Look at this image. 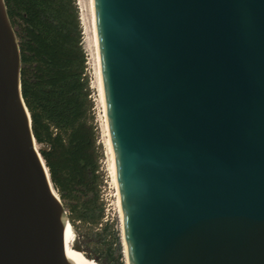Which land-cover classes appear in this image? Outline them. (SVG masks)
I'll return each mask as SVG.
<instances>
[{"label":"water","instance_id":"water-1","mask_svg":"<svg viewBox=\"0 0 264 264\" xmlns=\"http://www.w3.org/2000/svg\"><path fill=\"white\" fill-rule=\"evenodd\" d=\"M93 13L124 264H264V0ZM67 224L0 0V264H80Z\"/></svg>","mask_w":264,"mask_h":264},{"label":"trees","instance_id":"trees-1","mask_svg":"<svg viewBox=\"0 0 264 264\" xmlns=\"http://www.w3.org/2000/svg\"><path fill=\"white\" fill-rule=\"evenodd\" d=\"M3 1L32 134L68 221L88 260L124 264L116 220L106 219L103 147L77 0Z\"/></svg>","mask_w":264,"mask_h":264},{"label":"rangeland","instance_id":"rangeland-1","mask_svg":"<svg viewBox=\"0 0 264 264\" xmlns=\"http://www.w3.org/2000/svg\"><path fill=\"white\" fill-rule=\"evenodd\" d=\"M80 21L83 29V46L87 53V65H88V73L90 76V85L92 88V96L95 102V118L96 124L99 130V141L103 147V159H102V168L104 171V187L102 189L103 197L106 202V219L116 220L115 227L119 231L120 236V210H119V202L118 195L116 192V182H115V173L109 148V140L108 133L106 129L105 116L103 112V107L101 103V95L99 89V79L97 74V67L95 63L94 51L92 47V26H91V14L89 7V0H77ZM39 147V145H37ZM74 232V245H78L80 247V252L82 251L81 241L78 237V233L76 230L72 228ZM80 259H87L86 256L83 255L79 257Z\"/></svg>","mask_w":264,"mask_h":264},{"label":"bare ground","instance_id":"bare-ground-1","mask_svg":"<svg viewBox=\"0 0 264 264\" xmlns=\"http://www.w3.org/2000/svg\"><path fill=\"white\" fill-rule=\"evenodd\" d=\"M89 7H90L91 26H92V47H93V51H94L95 63H96L97 74H98V79H99V89H100V95H101V103H102L103 112H104V116H105V108H104L105 106H104L103 91H102V84H101V75H100V66H99V56H98V47H97V37H96L95 22H94V13H93V0H89ZM105 123H106V120H105ZM106 129H107V126H106ZM108 140H109V137H108ZM109 148H110V153H111V158H112V163H113V155H112V151H111L110 141H109ZM113 168H114V163H113ZM65 228H66V230L68 232L69 242H70V248L74 252V254L76 255V257L78 258L79 263L80 264H96L95 261H90L88 259H80L79 258L80 256L83 255V253H81L80 251H78L75 248V245L73 243V240H74V232L72 230V226H70V225L67 224V226Z\"/></svg>","mask_w":264,"mask_h":264}]
</instances>
